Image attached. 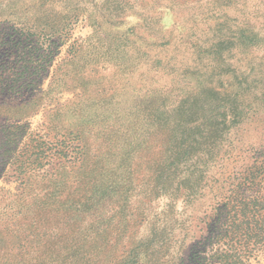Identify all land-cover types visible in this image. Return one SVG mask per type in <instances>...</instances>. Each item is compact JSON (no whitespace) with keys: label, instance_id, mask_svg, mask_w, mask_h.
<instances>
[{"label":"rangeland","instance_id":"obj_1","mask_svg":"<svg viewBox=\"0 0 264 264\" xmlns=\"http://www.w3.org/2000/svg\"><path fill=\"white\" fill-rule=\"evenodd\" d=\"M241 27L251 46L231 61L253 80L242 103L191 91L147 45ZM6 130L11 157L45 137L38 164L4 162ZM62 139L66 157L49 144ZM263 144L264 0H0V264H264L263 233L205 224L236 156ZM48 197L83 208L14 227L9 207Z\"/></svg>","mask_w":264,"mask_h":264},{"label":"trees","instance_id":"obj_2","mask_svg":"<svg viewBox=\"0 0 264 264\" xmlns=\"http://www.w3.org/2000/svg\"><path fill=\"white\" fill-rule=\"evenodd\" d=\"M209 16H211L209 13L203 16L202 21L205 23ZM233 31L234 33L228 34L227 30L221 31L219 28H213L211 36L195 37L190 40V45L183 44L182 41H180L182 45H176L173 43L171 34L168 33L161 36L159 41L152 38L147 42V45L152 51L157 50L166 59H163L162 63L166 65L167 72H177L178 66L181 68L179 74H182L186 85H191V91H208L223 104L228 102L232 104L242 103L243 97L247 95L246 91H249V84L253 80L250 81L248 73L238 70V66L233 64L231 60L237 55L245 56L248 53L252 34L242 27ZM177 51L178 53H188V56L182 54L184 56L179 59L178 54H176ZM157 61L161 62V59L157 58ZM49 91V89L43 91L42 89L28 90L22 88L18 89L16 94L22 96L28 92L30 95H39V93H48ZM50 98L49 95L45 96V102ZM59 108L49 109L47 116L50 118ZM231 110H235L233 105ZM13 138L14 136L7 131L1 146L4 162L17 164L18 168L24 167L25 164H38L45 153L47 144L45 137L38 135L32 140L31 149L22 148L21 154L17 157L10 155L12 149L17 145L16 139L13 140ZM49 144L52 146L51 149H55V153L64 157L70 155L71 151L74 150L71 140H56ZM248 153L245 156H236L234 161L236 165L231 170L226 171L222 183L216 189L215 196L219 198V201H222L220 202L222 204L216 208L215 220L211 219L212 216L210 215L205 224L218 237L233 234L243 228L248 233L258 231L264 236V144L251 147ZM5 155L7 156L4 157ZM48 198V201L39 204L33 202L32 206L27 208L9 207L8 211L14 221V227L20 228L23 232L31 228L35 232L45 223V221L40 222L42 215L52 211L57 212L62 206H64V214L81 212L83 208L80 199L76 202L68 200L61 202L60 198L55 200ZM191 258L194 260V264H202L201 260L204 257L192 255ZM5 264L26 263L20 260L16 263L8 261Z\"/></svg>","mask_w":264,"mask_h":264}]
</instances>
